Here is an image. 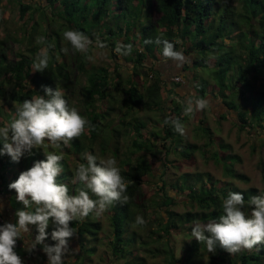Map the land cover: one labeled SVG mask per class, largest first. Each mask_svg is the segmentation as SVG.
I'll return each mask as SVG.
<instances>
[{
  "label": "trees",
  "instance_id": "trees-1",
  "mask_svg": "<svg viewBox=\"0 0 264 264\" xmlns=\"http://www.w3.org/2000/svg\"><path fill=\"white\" fill-rule=\"evenodd\" d=\"M9 1L15 5L18 20L22 23V32L31 30L28 44H31L35 34L36 38L45 37L54 47L49 49L48 68L43 72H33L34 58L39 48L45 45L38 44L36 40L27 52L20 51L14 59H8L7 43L17 39V36L5 32L0 38V100L1 103L11 104L12 109L11 113H4L0 105V116L6 114L5 118L10 123L16 116L17 106L37 94L44 95V87L60 88L69 105L73 106L69 95L74 92L77 81L71 62L73 65L75 63L82 75L85 74V84L82 86L85 97L83 112L90 122V127L81 137L73 139L67 145L61 143L60 148H53L45 142L41 149H33L30 155L26 154L19 162H13L7 155L0 156V193L8 194L14 221L16 210L22 209L23 205L16 200L15 191L9 190L8 185L35 161L45 159L44 152L81 155L87 150L93 151L92 144L102 134L109 140L115 138L116 145L117 137L133 132L135 137L128 148L130 156L123 161L127 168H121V175L128 183L126 195L129 200L127 203L117 201L105 212L109 216L111 227L110 237L106 241L111 258H126V264H132L133 259L146 264L145 258L136 251L138 246L151 253L165 252L170 258L168 264H176L178 261L200 264L195 263L194 258L207 250L203 243L193 237L190 242L184 241L183 255L178 259L174 255V247L168 245L171 239L169 236L176 230L190 234L194 222L206 223L218 218L222 214V200L229 192H240L247 201L254 195L264 193V188L260 191L253 187L240 188L232 181L247 180L245 174L234 169V163L239 157L228 152V145L217 144L212 139L213 131L210 127L201 124L197 127V134L206 138L205 147L215 145V149L211 151L212 158L222 164L223 173L230 179L214 178L211 173L198 170L180 171L174 180L167 178L168 163L171 161L167 155L170 152H177L182 160L190 163L194 153L202 152L204 147L187 140L171 124L165 123L166 119H179L183 123L187 118L182 105L173 101L175 111L170 117H165L162 129V139H171L170 143L173 142V145L171 148L169 145H162L164 152L159 159L163 169L158 175L161 181L157 186L158 200L155 197L145 198V193L142 192L145 177L154 175L153 163L148 160V155H156V145L149 136L157 134L143 133L145 123L133 115V110L163 106V80L159 70L153 67L155 62L163 58V45L155 43L156 38L161 37L172 42L175 50L182 45L197 52L192 68L197 72L206 71L212 83L208 78L195 74L193 90L196 97L204 98L206 88L210 85L214 96L220 97L223 106L236 114L240 129L264 131V0ZM42 1L45 5H42ZM68 29L82 31L93 41L99 37L113 55H118L115 51L117 42L132 44V51L127 57L133 62L131 74L123 78L117 67L110 71L107 66L87 70L85 56L73 51L63 39V32ZM24 37L25 35L21 39ZM147 40L153 42L145 43ZM63 47L73 51L72 60L61 51ZM148 59L152 62L151 66L144 64ZM119 93L123 94L122 99L117 97ZM99 100L102 101L103 109L96 106ZM115 101L121 103L119 109L123 111V115L106 121L111 112L115 111ZM221 118H226V115H221ZM105 149L101 146L100 152L104 153ZM114 150L117 153L119 148L114 146ZM133 154H136L135 162H131ZM80 160L81 163L86 162L83 158ZM61 163L63 172L58 177V182L67 184L69 194L75 195L81 187L79 183H73V174L78 164L71 167L65 157ZM260 164L264 178V163ZM89 195L96 199L92 193ZM178 201H185L190 209L182 212L175 210ZM154 205L161 209L156 218L161 225L156 229L158 231L152 229L151 232L156 236L155 242L160 241L162 236L166 237L162 241L163 248L155 250L147 248L149 242L143 240L140 232L143 226L135 225L138 215L151 223L150 216L145 212H150ZM72 226L77 230V235L73 238H77L80 247L79 254L75 256L82 260L95 251V246L90 245V242L99 238L98 234L102 230L100 216L90 213L83 220H74ZM53 228L54 225L50 222L47 229L50 240ZM210 264H264V244L251 250L242 249L235 254H229L218 247L215 254H210Z\"/></svg>",
  "mask_w": 264,
  "mask_h": 264
},
{
  "label": "clouds",
  "instance_id": "clouds-1",
  "mask_svg": "<svg viewBox=\"0 0 264 264\" xmlns=\"http://www.w3.org/2000/svg\"><path fill=\"white\" fill-rule=\"evenodd\" d=\"M63 39L87 60L93 59L90 55L93 46L105 47L99 37L93 41L79 30H65ZM37 43L45 47L34 58L33 72H43L48 68L49 49L54 45L43 36L37 37ZM155 43L163 45L162 55L166 59L179 64L187 61L184 54L176 51L174 44L167 39L157 37ZM61 51L67 55L69 48L63 47ZM115 51L128 55L132 44L117 42ZM43 91L44 95L37 94L19 104L15 118L0 127V156L7 155L13 162H19L33 149H41L45 142L53 148H60L61 143L67 145L90 127L89 120L76 107L69 105L60 88L44 87ZM207 107L206 99L190 95L185 102L184 115L191 116ZM165 123L183 134L184 126L179 119H166ZM44 156L45 159L35 161L8 185L9 190L15 191V198L23 208L16 210L14 222L0 224V264H24L16 251L18 240L23 242V250L28 255L35 253L39 246L46 256V264H66L65 257L77 251L69 245V241L77 235L72 222L83 220L90 213L99 217L115 202L127 203L129 200L126 195L128 183L121 175L115 157L101 159L89 152L83 153L82 158L86 162L79 163L73 174V183H79L81 187L75 195H70L68 185L58 182L63 172V156L55 152H44ZM89 193L96 199L91 198ZM221 207L222 214L218 218L206 223L196 221L191 228L192 237L203 243L208 253L215 254L219 247L235 254L264 244V193L246 201L242 193L229 192ZM50 222L54 225L50 234L53 244L46 243ZM146 223L142 216H136L135 225L144 226Z\"/></svg>",
  "mask_w": 264,
  "mask_h": 264
},
{
  "label": "rangeland",
  "instance_id": "rangeland-1",
  "mask_svg": "<svg viewBox=\"0 0 264 264\" xmlns=\"http://www.w3.org/2000/svg\"><path fill=\"white\" fill-rule=\"evenodd\" d=\"M12 3L13 2L9 0H0V38L5 35V32L17 36V39H12L7 43L6 55L8 59H14L16 54L20 51L27 52V49L32 48L34 41L37 40V35L34 34L32 40L30 41L31 44H28L31 30L28 29L25 30V32H22V23L18 20L15 5ZM42 5H45L44 1H42ZM29 22L30 21H28V23ZM23 33L25 37L24 39H21V37L24 36ZM43 47L45 46H41L39 48V51ZM136 47H138V45H136ZM187 47H190V44H187ZM176 51L182 52L187 58V61L179 64L174 60L166 59L165 57H163L161 60L153 64V67L159 70L161 79L163 80V86L161 90L163 100L161 104L163 106L153 109L142 107L133 110V115L136 118L140 119L141 122L145 123V127L142 130L143 133L155 132V134H157L156 136H149L151 141L156 145V155H148V160L153 163L154 175L152 177H145L146 182L143 185L142 191L143 194L145 193V198L158 197L156 194L157 186H159L161 183L158 175L163 169V166L161 165L159 159L164 152L162 145H169L170 148L173 145V142L170 143L171 139H167V141H164L162 139V129L165 117H170V115H172V113H174L175 111V104L173 103V101H175L179 105H182V107L184 108L185 102L187 101L188 97L190 95L195 96V92L193 90L195 74L201 77L204 76L208 78L210 83H212V80L210 79L206 71L201 70L197 72L196 70H193L192 61L193 58L197 57V52L195 50H190V48H184L182 47V45H180L179 49H177ZM72 54V50L68 52V59L72 57ZM90 55L93 57V59L87 60V63L85 65L87 70L107 66L109 70L112 71L114 67H117L118 71L122 74V77L126 78L131 74V71L133 69V62L131 60H128L127 58L130 55H113L111 50L107 47L103 49L93 47L91 49ZM133 56L134 55L132 54L131 57ZM70 60H72V58ZM70 64L72 66L73 74L76 75L77 81L73 89L74 92L69 95L70 102L79 110L82 116H85V113L83 112L85 109V97L82 88V86L85 84V74L82 75V73H80L78 69H76L75 63L73 65V63L70 62ZM144 64L146 66H151L152 62L148 59L146 62H144ZM175 76L179 77L178 81L173 80V77ZM214 95L215 93H213V90L209 85L206 88V96L204 97V99L208 101V107L203 111H199L191 116H187L186 120L182 123L184 126L183 135H185L187 140L204 146L206 138H203L197 134V127H199L200 124L210 127V129L213 131L212 139L217 144L224 143L228 145V152L239 157V160L234 163V169L237 172L243 173L247 176V180L232 179V181H234V183L240 188L253 187L260 191L264 188V178L260 164L261 162L264 163V131L259 129V131L256 132L253 129L250 130L248 128L240 129L237 124L236 114L234 112L228 111L221 103L220 97ZM118 96H120L121 99L123 98L122 93H119L117 97ZM0 105L2 106L4 113H11V104H8L7 102L1 103L0 100ZM102 105V101L99 100L96 102V106L99 107V109H103ZM121 106L122 105L119 101H115V111L111 112V114L106 118V121L115 120L116 118L122 117L123 111L119 109ZM221 115H226V118H221ZM5 116L6 114L4 116H0V127L5 126L9 123ZM102 135L103 136L101 138H99L92 144L94 150H87L86 152H93L94 155L101 159L115 157L120 169L127 168V165H124L123 161L127 158V156H130L128 148H130V142L135 137L134 133L131 132L125 135H120L119 137H117L118 142L116 145H114V142L116 140L115 138L109 140L107 136H105L104 134ZM101 146L106 148L104 153L100 152ZM114 146H117L119 148L117 153L114 152ZM213 149H215V145H212V147L204 146L202 148V152L196 151L194 153L193 160L190 163L182 160L181 156L178 155L177 152H170L167 155L168 159H170L171 161L168 163L169 172L167 173L166 177H169L170 180H174L175 175H177L180 171L198 170L209 172L214 176V178L229 180L230 177L223 173L222 164L220 162H216L212 158ZM63 152L64 150H62V153ZM82 154L79 155L76 153H66V155H61L67 159L71 167H75V165L82 162L80 160L82 158ZM135 156L136 154H133V156L131 155V162H135ZM16 171H18L17 167ZM171 194L173 193L171 192ZM7 197L8 194L0 193V203L3 204V208L0 209V224H3L6 221L14 222L13 210L9 206ZM156 200H158V198ZM174 209L182 212L189 210L190 205L185 201H178ZM160 210L161 209L158 205H154L153 209L150 212L148 210L145 212L150 216L151 223H147V225H144L142 231H140L143 234V240H147L149 242V246L147 248H151L154 250L156 248H163L162 241L166 239L165 236H162L160 241L155 242L156 236L151 232L152 229L155 231L161 225L157 223L156 220V218H158L160 215ZM108 217V214L105 213L100 216L102 230L98 234V240L90 242V245L95 246V251L90 254V256L83 257V259L80 260V258L75 256L76 254H79L80 251L77 238L75 237L69 241L70 248L77 249V251L74 253H70L67 257H65L66 264H73L74 262L76 264H126V258L113 260L111 258V255L109 254L108 247L106 246V241L111 234V227ZM33 234L35 235L34 227ZM169 238L171 239L169 240L170 243L168 245L169 247H174V255L179 259L183 255L182 253L185 247L184 241L190 242L192 240L191 232L190 234H187L183 231L180 232V230H176L169 236ZM46 243L53 244L54 242H52L50 239H47ZM17 246L18 247H16V251L23 258L24 264H46V256L44 255L42 250H40L39 246L37 251L32 255H28V253L23 250L22 241L18 240ZM136 251L138 255L145 258L146 264H168V260L170 259L168 254L163 251H160V253H151L145 251L143 248H139L138 246ZM210 254L211 253H208V251L205 250L204 252L199 253V255L194 258V262L200 264H210ZM131 263L143 264V262H140V260L134 259L131 261ZM176 264H184V262L178 261Z\"/></svg>",
  "mask_w": 264,
  "mask_h": 264
},
{
  "label": "built area",
  "instance_id": "built-area-1",
  "mask_svg": "<svg viewBox=\"0 0 264 264\" xmlns=\"http://www.w3.org/2000/svg\"><path fill=\"white\" fill-rule=\"evenodd\" d=\"M173 80L178 81L179 80V77L178 76H175V77H173Z\"/></svg>",
  "mask_w": 264,
  "mask_h": 264
},
{
  "label": "crops",
  "instance_id": "crops-1",
  "mask_svg": "<svg viewBox=\"0 0 264 264\" xmlns=\"http://www.w3.org/2000/svg\"><path fill=\"white\" fill-rule=\"evenodd\" d=\"M165 73V72H164Z\"/></svg>",
  "mask_w": 264,
  "mask_h": 264
}]
</instances>
